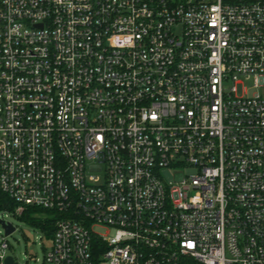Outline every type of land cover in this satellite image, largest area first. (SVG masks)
Returning <instances> with one entry per match:
<instances>
[{"label":"built area","instance_id":"1","mask_svg":"<svg viewBox=\"0 0 264 264\" xmlns=\"http://www.w3.org/2000/svg\"><path fill=\"white\" fill-rule=\"evenodd\" d=\"M262 85L264 0H0V215L45 264H264Z\"/></svg>","mask_w":264,"mask_h":264},{"label":"rangeland","instance_id":"2","mask_svg":"<svg viewBox=\"0 0 264 264\" xmlns=\"http://www.w3.org/2000/svg\"><path fill=\"white\" fill-rule=\"evenodd\" d=\"M249 83L250 81H247L244 85L247 86ZM241 85V83L237 84L239 93H242ZM253 90L254 88H249V92ZM259 90L264 93V85L259 87ZM189 170H192V168L188 167L186 172ZM164 176L167 178L169 173ZM4 214L2 213L0 216H3L5 220L11 221L15 226L13 232L7 235V240L9 242L8 253L14 257L17 264H45L44 255L49 245L41 230L36 228L35 224L23 213H21V216L12 212ZM34 215L36 217L45 216L44 213H36ZM96 230L104 231V228L98 226ZM2 234H4L3 225L0 223V238Z\"/></svg>","mask_w":264,"mask_h":264},{"label":"trees","instance_id":"3","mask_svg":"<svg viewBox=\"0 0 264 264\" xmlns=\"http://www.w3.org/2000/svg\"><path fill=\"white\" fill-rule=\"evenodd\" d=\"M229 1V0H227ZM238 1V0H235ZM244 1V0H243ZM18 204L9 198V196L3 192L0 191V209H14ZM24 215H26L31 222L35 224V226L40 225L44 227L47 230L48 235L52 234V229L54 228V221L55 217H49L47 214V211L43 210L40 207H33L25 205L22 209V212ZM36 213H44L45 216H35ZM47 214V216H46Z\"/></svg>","mask_w":264,"mask_h":264},{"label":"water","instance_id":"4","mask_svg":"<svg viewBox=\"0 0 264 264\" xmlns=\"http://www.w3.org/2000/svg\"><path fill=\"white\" fill-rule=\"evenodd\" d=\"M4 226V231L5 233H10L13 230V225L11 223H2ZM6 264H16V262L13 260L12 255L8 254L7 257L5 258Z\"/></svg>","mask_w":264,"mask_h":264}]
</instances>
